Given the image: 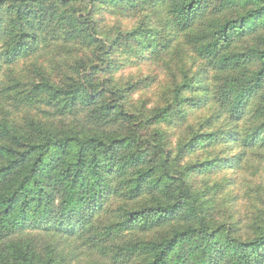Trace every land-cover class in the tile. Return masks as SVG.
Instances as JSON below:
<instances>
[{"label":"trees","instance_id":"16d2710c","mask_svg":"<svg viewBox=\"0 0 264 264\" xmlns=\"http://www.w3.org/2000/svg\"><path fill=\"white\" fill-rule=\"evenodd\" d=\"M0 264H264V0H0Z\"/></svg>","mask_w":264,"mask_h":264}]
</instances>
